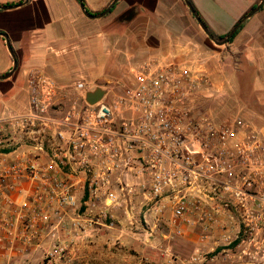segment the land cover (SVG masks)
<instances>
[{"label":"built area","instance_id":"1","mask_svg":"<svg viewBox=\"0 0 264 264\" xmlns=\"http://www.w3.org/2000/svg\"><path fill=\"white\" fill-rule=\"evenodd\" d=\"M205 65L145 59L93 104L86 94L100 83L28 69V108L0 116L5 251L67 261L123 223L194 243L168 264H264V137L213 112L221 91Z\"/></svg>","mask_w":264,"mask_h":264},{"label":"crops","instance_id":"2","mask_svg":"<svg viewBox=\"0 0 264 264\" xmlns=\"http://www.w3.org/2000/svg\"><path fill=\"white\" fill-rule=\"evenodd\" d=\"M19 1L0 0V4ZM111 1L84 0L91 13L100 12ZM180 2L119 0L110 14L99 18L84 14L79 0H31L21 7L1 9L0 30L9 36L19 63L10 77L0 78V116L28 108L27 71L31 68L53 76L60 84L85 78L102 87H117L126 81L131 66L145 59H201L221 91V100L214 103L219 104V111H233V117L251 121L264 137V9L248 19L231 44L216 49L201 27L191 21L184 0ZM193 2L210 27L225 34L256 0ZM131 6L135 13L126 21H118L117 16ZM13 64L6 39L0 34V75L10 71ZM104 233L103 238L112 233L121 242L134 241L140 249H148L167 262L170 254L177 262H184L195 249L194 243L185 239L178 243L180 248L157 244L160 238H144L123 223ZM5 242L0 230V264H47L44 248L5 251ZM81 245H75L72 256L78 254ZM221 260L219 256L206 264H222Z\"/></svg>","mask_w":264,"mask_h":264},{"label":"rangeland","instance_id":"3","mask_svg":"<svg viewBox=\"0 0 264 264\" xmlns=\"http://www.w3.org/2000/svg\"><path fill=\"white\" fill-rule=\"evenodd\" d=\"M182 1L183 0H181V2ZM260 1L261 0H256L255 4H258ZM106 7L107 5L103 7L100 11H103ZM176 9L179 11L178 7H176ZM187 9L191 15L192 13L190 12L188 7ZM191 17V21H194L195 23H197V25H199L197 20L192 15ZM213 47L219 49L224 48L225 46H219L214 44ZM219 100H221V98H219L218 101ZM218 105L219 104H214L213 112L218 114L220 117L233 115V111H219L220 106ZM104 234L105 233L103 229V232H100L90 242L82 243L81 250H79L78 254H76L75 256H71V259L69 258L67 261H61L57 263H49L46 261L47 264H168L167 260H163L160 258V256L152 254L148 249H140L137 244L134 243V241L121 242L112 233H109L107 237L103 238L102 236ZM179 242L180 240H175L170 242L169 244L170 246L174 247L177 245V247L180 248L181 244H178ZM163 243L168 242L162 239H159V241H157V244Z\"/></svg>","mask_w":264,"mask_h":264},{"label":"water","instance_id":"4","mask_svg":"<svg viewBox=\"0 0 264 264\" xmlns=\"http://www.w3.org/2000/svg\"><path fill=\"white\" fill-rule=\"evenodd\" d=\"M30 0H22L21 2L18 3H13V4H0V10L1 9H13V8H17V7H21L25 4H27ZM119 0H112L111 3L101 12L99 13H91L86 5L84 0H79L80 3V7L82 9V11L84 12V14H86L88 17L91 18H99V17H103L105 15H107L110 10L116 5V3ZM185 4L188 6L189 10L191 11V13L193 14V16L195 17V19L197 20L199 26L201 27V29L208 35V37L216 44L219 46H226L230 43V40L232 39V37L237 33V31L239 30V28L248 20L250 19L253 15H255L257 12H259L261 10V8L264 5V0H261L255 7H252L250 9V11H248L246 14H244L232 27V29L227 33V35H225L224 37L218 38L216 37L213 32L211 31V29L209 28V26L207 25L206 21L203 19V17L200 15V13L195 9V7L193 6L192 2L190 0H184ZM2 34L5 39H6V44L7 47L13 57V67L10 71H8L6 74L0 75V78H8L10 77L14 71L17 69L18 67V58H17V54L15 52V49L13 48V45L9 39V36L6 33H0ZM106 93V89L102 86H98L95 89L89 91L86 94V100L89 103H96L97 101H99L101 98H103V96Z\"/></svg>","mask_w":264,"mask_h":264},{"label":"trees","instance_id":"5","mask_svg":"<svg viewBox=\"0 0 264 264\" xmlns=\"http://www.w3.org/2000/svg\"><path fill=\"white\" fill-rule=\"evenodd\" d=\"M31 1V0H30ZM191 2H192V4H193V6L195 7V9L199 12V10H198V8L196 7V5H195V3L193 2V0H190ZM19 2H21V1H19ZM257 4H255V5H253V7H255ZM116 6V5H115ZM115 6L110 10V12L108 13V14H110L113 10H114V8H115ZM262 9H264V5H263V7L261 8V10ZM249 11H250V9H249ZM101 12V11H100ZM191 12V11H190ZM248 12V11H247ZM99 13V12H98ZM107 14V15H108ZM246 14V13H245ZM192 16H193V14H191ZM202 16V15H201ZM194 17V16H193ZM195 18V17H194ZM204 19V18H203ZM205 20V19H204ZM248 22V20L239 28V30L237 31V33L232 37V39L230 40V43L229 44H231L232 42H233V40L235 39V37L237 36V34L243 29V27L245 26V24ZM207 23V22H206ZM207 25L209 26V28L211 29V31L213 32V34L216 36V37H218V38H221V37H224L225 35H227V33H225V34H218V33H216L211 27H210V25L207 23ZM0 33H4V31L3 30H0ZM228 44V45H229Z\"/></svg>","mask_w":264,"mask_h":264},{"label":"flooded vegetation","instance_id":"6","mask_svg":"<svg viewBox=\"0 0 264 264\" xmlns=\"http://www.w3.org/2000/svg\"><path fill=\"white\" fill-rule=\"evenodd\" d=\"M136 11L135 7L131 6L127 9H125L124 11H122L118 16H117V20L118 21H126L129 16H131L132 14H134Z\"/></svg>","mask_w":264,"mask_h":264}]
</instances>
